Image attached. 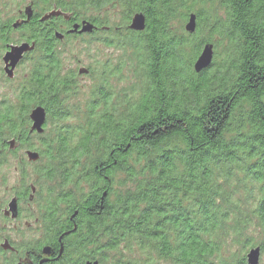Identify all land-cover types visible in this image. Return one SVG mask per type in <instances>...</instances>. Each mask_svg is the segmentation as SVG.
I'll return each instance as SVG.
<instances>
[{
	"label": "trees",
	"instance_id": "trees-1",
	"mask_svg": "<svg viewBox=\"0 0 264 264\" xmlns=\"http://www.w3.org/2000/svg\"><path fill=\"white\" fill-rule=\"evenodd\" d=\"M28 6L17 28L0 15L3 48L19 31V43L36 45L24 60L38 54L30 58L33 67L16 102L0 101L5 146L9 139L29 144L36 106L49 120L71 118L67 101L78 86L76 75L65 73L56 33L75 36L68 33L74 24L93 23L92 34L114 29L116 45L136 50L146 82L139 99L123 103L105 84L94 92L83 123L58 130L44 144L49 151H36V162L49 160L37 170L39 182L60 186L57 193L47 190L46 199L55 203L47 219L57 229L71 218L63 236L73 240L72 255L96 257L99 251L101 263L124 247L145 261L121 256L115 264H247L245 253L254 244L243 233L253 227L264 256V0H34ZM109 7L121 10L119 24L105 13ZM52 11L61 15L42 21ZM137 13L146 16L142 32L129 29ZM192 14L197 26L189 33ZM178 22L185 23L180 33ZM214 36L228 41L226 58L222 51L197 72L204 45L220 48ZM45 131L46 124L35 134ZM121 175L131 187L116 191ZM228 237L241 247L237 260L225 259Z\"/></svg>",
	"mask_w": 264,
	"mask_h": 264
},
{
	"label": "rangeland",
	"instance_id": "rangeland-1",
	"mask_svg": "<svg viewBox=\"0 0 264 264\" xmlns=\"http://www.w3.org/2000/svg\"><path fill=\"white\" fill-rule=\"evenodd\" d=\"M34 0H0V15H2L3 21L8 22L12 20L13 23H21V15L25 8ZM107 16L112 24H119L122 20L121 10L117 7H109L106 9ZM105 13L102 14L105 17ZM185 23L174 24V29L180 33L182 26L184 28ZM127 30L126 27L121 31ZM21 32L14 31L10 35V44H20ZM115 31H104L100 30L96 34H84L82 36L75 35L68 39H64L58 44V49L61 52V60L65 70V73L73 72L76 75V82L78 86V93L69 98L67 101L68 107L72 111L71 118L67 121H56L49 118L46 122V131L44 134L32 135L28 145H19L17 141L12 146L13 152L9 151L10 147L4 151V157L0 158L3 161L4 166L1 167L3 170L0 172V197H10L16 193V191H24L30 186H36L38 194L35 197L42 199L43 197L48 198L47 190H52L51 193H57L58 187L60 188L57 180L50 181L42 179L39 182V175L37 170L42 167L47 168L49 160L46 157H42L41 162H32L28 160L26 150L32 149L34 151H49L44 146L46 143L54 141L58 130H62L67 126L78 125L83 123L86 118V109L91 99H93L94 92L97 90L98 94L102 86L105 84L109 91L111 90L113 100L117 102L122 101L123 103L127 99L137 100L142 95L145 89V79L139 74V55L136 54V50L132 47L122 48L118 46L119 39L114 37ZM125 34V33H123ZM213 40L220 43V48L214 47V58L222 55V59L226 58L229 44L225 39L219 36H214ZM117 41V43H116ZM114 43V44H113ZM116 43V44H115ZM110 44V45H109ZM6 50L3 48V43L0 41V101L10 100L16 102L17 94L20 87L23 84V80L27 77L28 72L33 67V60L30 58L38 57V54L28 56V58L22 61L15 70V76L13 79H9L4 72L3 56ZM218 52L220 53L218 55ZM212 61V62H213ZM218 63L219 59L216 60ZM86 67L91 71L90 74L79 75V69ZM97 98V97H96ZM113 101V103H114ZM115 104V103H114ZM116 105V104H115ZM120 112L124 111L123 107H119ZM31 125V124H30ZM29 128V127H28ZM11 140V139H9ZM8 141V140H6ZM32 146V147H31ZM31 147V148H29ZM4 159V160H3ZM119 176V175H117ZM116 176V177H117ZM123 179L122 184H115L116 191H124L127 187H131V184L127 181L125 175H121ZM127 179V180H126ZM126 185V186H125ZM89 188H86V192ZM43 193V195L41 194ZM45 194V196H44ZM242 194H244L242 192ZM34 196V195H33ZM33 199H35L33 197ZM52 200V199H50ZM79 200V199H78ZM246 238H250L251 243L255 247L256 244L261 240V233L259 230L250 227L243 233L244 241ZM227 246L226 258L232 257L233 260H237L241 257V247L235 246V238H225ZM247 249L245 257L248 251L252 248ZM229 248V249H228ZM129 259L143 262L145 257L138 251L131 252L127 251L124 247L118 251H111L107 254V258L101 260L102 264H115L119 259ZM225 256V255H224ZM217 261H219L217 257ZM261 264H264V256L262 255Z\"/></svg>",
	"mask_w": 264,
	"mask_h": 264
},
{
	"label": "flooded vegetation",
	"instance_id": "flooded-vegetation-1",
	"mask_svg": "<svg viewBox=\"0 0 264 264\" xmlns=\"http://www.w3.org/2000/svg\"><path fill=\"white\" fill-rule=\"evenodd\" d=\"M22 16L23 14L21 21L24 20ZM82 68L87 69L86 67ZM87 70V74H90L91 71ZM35 133L37 132L30 134L34 135ZM10 142L15 143L16 140L7 141V143ZM17 143L21 145L19 142ZM9 147V151L13 152L12 146ZM6 149L7 146L0 142V158L4 157ZM28 151L34 150H26V155ZM2 166L4 163L0 161L1 173ZM35 194H38V189L32 185L24 191H16L8 198L0 197V264H69V261L70 264H88L96 261L100 263L99 251L96 253V257L78 253L72 255L71 243L73 240L69 235L63 236L67 232L65 229L69 228L68 222L71 218L64 217L66 221L69 218V221L54 229L47 219V211L51 204H55L54 201L45 199V197L38 199Z\"/></svg>",
	"mask_w": 264,
	"mask_h": 264
},
{
	"label": "water",
	"instance_id": "water-1",
	"mask_svg": "<svg viewBox=\"0 0 264 264\" xmlns=\"http://www.w3.org/2000/svg\"><path fill=\"white\" fill-rule=\"evenodd\" d=\"M25 14L27 17V21H29L33 17V9L32 6H28L25 10ZM60 11H52L48 15L44 16L42 18V21H46L54 16H60ZM196 15L192 14L189 18V21L187 22L185 28L189 33H194L196 31ZM18 23L14 24V28L18 27ZM97 27L89 22V21H83L81 23H77L72 25V28L69 29V34H92L95 32ZM129 29L136 32H142L146 29V16L143 13H137L132 17L131 23L129 25ZM56 37L59 40H63L64 35L60 32L56 33ZM35 43H29V42H22L17 45H9L8 50L3 56V62H4V72L7 75L8 78L13 79L15 76V70L18 67V65L24 60L27 54L33 52L35 50ZM214 58V46L212 44H206L202 48L200 55L198 56L196 62H195V70L197 72H201L202 70L208 68L213 61ZM87 69H80L79 74H87ZM47 111L43 106H36L32 109L30 113V119H31V133L37 132V133H43L44 132V125L47 122ZM14 142H10V145L13 146ZM28 158L32 162H36L40 158V154L35 151H28L27 152ZM261 258H262V249L261 247L257 246L254 248H251L246 256V262L247 264H261ZM88 264H100L99 262L94 263H88Z\"/></svg>",
	"mask_w": 264,
	"mask_h": 264
}]
</instances>
